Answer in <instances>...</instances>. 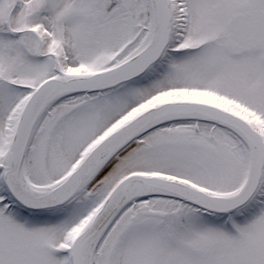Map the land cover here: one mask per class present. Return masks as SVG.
<instances>
[{
    "label": "snow or ice",
    "instance_id": "snow-or-ice-1",
    "mask_svg": "<svg viewBox=\"0 0 264 264\" xmlns=\"http://www.w3.org/2000/svg\"><path fill=\"white\" fill-rule=\"evenodd\" d=\"M0 264H264V0H0Z\"/></svg>",
    "mask_w": 264,
    "mask_h": 264
}]
</instances>
